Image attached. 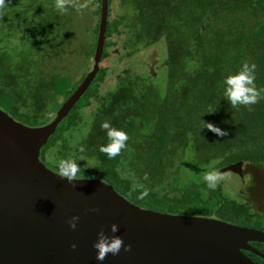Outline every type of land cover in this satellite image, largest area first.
<instances>
[{"label": "trees", "instance_id": "1", "mask_svg": "<svg viewBox=\"0 0 264 264\" xmlns=\"http://www.w3.org/2000/svg\"><path fill=\"white\" fill-rule=\"evenodd\" d=\"M93 1L96 23L74 73L57 67L77 38L70 35L71 15H61L55 0H8L0 8V109L14 120L48 124L92 70L101 6ZM107 6L98 72L41 148V162L57 173L59 160L74 159L79 178H99L140 208L264 231V213L250 200L259 178L246 172L264 173V100L234 109L222 87L245 61L256 65L255 82L264 87V0H107ZM161 41L165 60L143 59ZM111 58L131 64L102 92L116 68L101 63ZM104 120L129 136L114 159L99 151L107 143ZM203 120L227 135L201 130ZM188 151L194 166L222 170L241 163L248 179L240 191L236 186L242 201L226 196L220 185L207 188L203 178L183 179ZM252 246L264 254V245Z\"/></svg>", "mask_w": 264, "mask_h": 264}, {"label": "water", "instance_id": "2", "mask_svg": "<svg viewBox=\"0 0 264 264\" xmlns=\"http://www.w3.org/2000/svg\"><path fill=\"white\" fill-rule=\"evenodd\" d=\"M107 10L101 0L92 70L48 124L29 127L0 109V264H264L252 246L264 245V231L140 208L99 178L69 183L41 162V148L98 72ZM241 167H229L238 191ZM74 215L79 221L72 229L67 221ZM112 223L117 233L110 232ZM101 229L131 250L97 261L93 244Z\"/></svg>", "mask_w": 264, "mask_h": 264}, {"label": "clouds", "instance_id": "3", "mask_svg": "<svg viewBox=\"0 0 264 264\" xmlns=\"http://www.w3.org/2000/svg\"><path fill=\"white\" fill-rule=\"evenodd\" d=\"M8 0H0V8L4 7ZM87 7L86 3H73L72 0H55V8L61 14L68 12L69 8H73L77 13H81ZM256 65L245 61L240 69L235 73L226 75L222 80L223 97L232 108L240 106H251L264 100V87H258L255 80ZM100 129L104 132L107 138V143L102 144L99 151L107 156L108 159H114L121 154L123 149L127 148L128 134L120 128L111 124L110 121L104 120L100 123ZM207 129L217 136L223 137L227 135V131L221 129L211 122L203 120L201 130ZM84 146L81 145L79 151L83 152ZM57 175L61 179H66L69 183L79 180L80 165L74 159H61L57 162ZM224 177L216 170L208 171L203 176L207 188L214 190L218 183ZM98 211V209H93ZM79 216H72L68 221L70 228L75 229ZM119 227L116 223L110 225V232L117 233ZM73 249L76 245L71 246ZM96 249V260L103 261L108 254L113 256L119 254L121 249L125 252L131 250L130 244H125L123 239L117 235H106L101 229L97 233V240L93 244Z\"/></svg>", "mask_w": 264, "mask_h": 264}, {"label": "rangeland", "instance_id": "4", "mask_svg": "<svg viewBox=\"0 0 264 264\" xmlns=\"http://www.w3.org/2000/svg\"><path fill=\"white\" fill-rule=\"evenodd\" d=\"M76 2L79 3H86L87 7L85 9H83V11L81 13H77L73 8H69L68 12H66L65 14H69L71 15V23L69 26V30H70V35L73 37H76L77 40L73 42V44H71L69 47H67L65 49V53L63 55L64 60L60 63L57 64L58 69H62L63 68V72H76L78 71V65H81V59L78 57L79 53L81 50H83L84 45L89 41L90 39V28H93V26L96 23L95 20V16L92 15V13L95 11L96 9V2H94L93 0H75ZM74 3V2H73ZM116 6H114L115 8ZM59 29V28H57ZM58 34L62 35V32L60 30H57ZM77 49L78 55H72V54H68L69 51L73 50V49ZM115 51V50H114ZM77 54V53H76ZM148 55H151L153 57L152 61L154 60V57L156 55V57L158 59H156V61L158 62V60L160 62H163L166 58V49H165V45L164 42H160L158 43L156 46H153L150 50H147L146 53L143 56V59L147 60ZM109 60H105L104 62L101 63V65L103 67H115L116 71L115 72H111V74L106 78L105 83L101 86L100 90L103 92L104 90H106L109 86H112L114 84L116 75L119 74L118 72L120 70H122L125 66H127L128 64H131L130 61H122L119 62L117 59L111 58ZM131 61H135V60H131ZM154 62H151L150 65H152V67ZM119 70V71H118ZM161 75H159L158 77V84H159V88L161 89V91L164 90V82L162 80V78L160 77ZM163 77V76H162ZM78 78V76H77ZM242 168V167H241ZM212 170H216L219 173H221V175L224 177V179L222 181H220L218 183V185H220L224 192L226 193V196L230 197L231 199H235V200H241V198L238 196L237 191H236V186L234 183V171L233 169H215L213 168V164L212 165H207L206 167L203 166H194L191 163V152L188 151L186 153V157L183 161V167H182V176L183 179H197V178H203L204 174L208 171H212ZM247 174H249V176H256L257 178H259V182L257 188L255 187V189H252L250 193H254L253 195H250V200L253 201V208L259 212L264 213V199L263 196L261 195V193H264V181L262 182V180L260 179L262 176H264V173H259L256 172L252 169H246ZM248 179H246L245 184L247 185ZM246 185L244 186V182H243V187H246ZM261 185L263 187H261ZM263 190V191H262ZM246 191V188H245ZM257 192V193H256ZM248 193V192H247ZM242 194H245V192H243ZM242 201V200H241ZM248 202H250L248 200ZM251 203V202H250Z\"/></svg>", "mask_w": 264, "mask_h": 264}, {"label": "flooded vegetation", "instance_id": "5", "mask_svg": "<svg viewBox=\"0 0 264 264\" xmlns=\"http://www.w3.org/2000/svg\"><path fill=\"white\" fill-rule=\"evenodd\" d=\"M242 176H243V179H242V180H243V182H244V186H245V185H246V184H245V181H246L247 178H246V176H244L243 171H242ZM234 179H235V178H234ZM243 188H244V187H243ZM244 254H245V255H246V254L251 255V254H249V253H244ZM248 255H246V256H248ZM252 256H253V255H252ZM248 257H249V256H248ZM254 257H255V256H254ZM249 258H250V257H249ZM256 258H257V257H256ZM257 259H258V258H257ZM254 262H255V261H254ZM260 262H261V261H260Z\"/></svg>", "mask_w": 264, "mask_h": 264}]
</instances>
